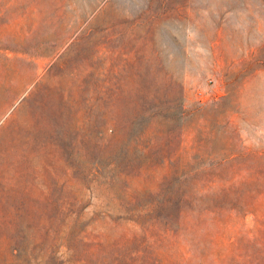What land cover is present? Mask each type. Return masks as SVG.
Instances as JSON below:
<instances>
[{"label": "rangeland", "instance_id": "rangeland-1", "mask_svg": "<svg viewBox=\"0 0 264 264\" xmlns=\"http://www.w3.org/2000/svg\"><path fill=\"white\" fill-rule=\"evenodd\" d=\"M259 229L264 0H0V264H216Z\"/></svg>", "mask_w": 264, "mask_h": 264}, {"label": "trees", "instance_id": "trees-1", "mask_svg": "<svg viewBox=\"0 0 264 264\" xmlns=\"http://www.w3.org/2000/svg\"><path fill=\"white\" fill-rule=\"evenodd\" d=\"M204 210L209 211L211 216L219 214L214 210ZM240 243L230 255L220 259L216 264H264V230L259 229L251 236H242ZM198 259L200 264L202 258Z\"/></svg>", "mask_w": 264, "mask_h": 264}]
</instances>
